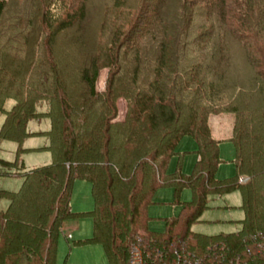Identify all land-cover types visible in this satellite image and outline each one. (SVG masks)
I'll list each match as a JSON object with an SVG mask.
<instances>
[{
  "label": "trees",
  "instance_id": "obj_1",
  "mask_svg": "<svg viewBox=\"0 0 264 264\" xmlns=\"http://www.w3.org/2000/svg\"><path fill=\"white\" fill-rule=\"evenodd\" d=\"M11 1L0 0V141L16 144L19 163L27 123L47 116L51 162L3 172L22 183L0 190L8 200L0 211V264H58L62 223L85 214L93 221L88 241L102 246L108 264L133 256L140 264H264V0H106L103 32L88 53L84 25L94 0H26L27 25L37 28L25 34L20 22L3 30ZM68 35L76 53H56ZM63 71L78 79L74 95ZM7 99L14 102L8 111ZM43 102L47 110L38 112ZM224 113L233 117L235 174L216 179L219 141L208 119ZM183 136L196 142L197 160L190 174L179 164L169 174ZM14 161L0 158V166ZM75 180L91 184V211L71 210ZM160 187L174 189L180 213L154 232L146 209ZM183 188L190 201H179ZM234 190L243 212L237 231H191L210 197Z\"/></svg>",
  "mask_w": 264,
  "mask_h": 264
},
{
  "label": "rangeland",
  "instance_id": "obj_2",
  "mask_svg": "<svg viewBox=\"0 0 264 264\" xmlns=\"http://www.w3.org/2000/svg\"><path fill=\"white\" fill-rule=\"evenodd\" d=\"M26 0H12L9 3L8 13L3 20L4 32L8 26L17 25L20 22L19 28L25 31H20L25 34L33 32L35 28L28 26L29 19L24 13ZM133 0H131L132 3ZM106 0H94L89 9V18L84 25V35L86 43H84L85 52L94 45L95 36H100L103 32V22L101 21L102 11ZM17 20H13V19ZM2 22V23H3ZM30 36H35L30 34ZM62 37V36H61ZM60 37V40H61ZM64 42L56 48V53L62 54L67 51L72 55L76 53L77 48H72L68 44L70 41L69 35L63 38ZM84 52V51H82ZM152 51L148 46L147 60L151 58ZM147 63V61H146ZM147 70L151 63L144 64ZM108 70L103 68L99 71L96 81L97 91H103L105 88ZM62 78L67 86L68 94L74 95L78 89V79L67 72H62ZM14 105L12 99L5 100L3 109L8 111ZM118 110V119H121L125 110V101L119 98L116 101ZM38 112L47 110L46 103L37 105ZM4 114L0 113V127L3 123ZM233 123L231 114L211 115L208 119V125L212 136L219 141V159L214 177L216 179H225L234 176V147L229 141ZM50 128L49 118L42 116L38 119H31L27 123V131L30 133L24 142L23 147L27 148L20 155L19 163H22L25 170L37 166L47 165L51 162V155L48 146V139L43 132ZM196 142L190 136L181 137L175 145L176 154L171 156L167 163V173H173L177 165H180L181 172L184 175L191 173L195 161L197 160ZM16 144L12 141H0V158L6 161H14ZM19 163L14 161L12 167L0 166V190L17 191L22 183V178L16 175H4L3 172L11 171L19 172ZM191 199V192L187 188H183L179 193V201L187 202ZM93 198L91 194V184L84 180H76L72 186L70 199L71 210L75 213H86L93 209ZM8 206V200L5 197H0V211L5 210ZM241 196L239 191L234 190L222 196H213L209 198L208 207L202 212L198 221L190 227L191 231L205 234L215 235L219 233L235 232L240 228L239 221L243 218V212L240 208ZM180 213V206L175 203V192L172 187H160L154 195L152 203L147 207L146 214L149 217L147 228L154 232H163L165 230L164 219L177 217ZM93 232V221L89 215H81L73 219H68L62 223L61 230L58 234L56 244V262L58 264H108L107 258L101 245L89 242Z\"/></svg>",
  "mask_w": 264,
  "mask_h": 264
},
{
  "label": "built area",
  "instance_id": "obj_3",
  "mask_svg": "<svg viewBox=\"0 0 264 264\" xmlns=\"http://www.w3.org/2000/svg\"><path fill=\"white\" fill-rule=\"evenodd\" d=\"M240 181L244 182L245 180L241 179ZM129 264H140L139 263V259L136 256H133V257L130 258Z\"/></svg>",
  "mask_w": 264,
  "mask_h": 264
},
{
  "label": "crops",
  "instance_id": "obj_4",
  "mask_svg": "<svg viewBox=\"0 0 264 264\" xmlns=\"http://www.w3.org/2000/svg\"><path fill=\"white\" fill-rule=\"evenodd\" d=\"M214 139H216L214 136H213ZM217 140V139H216ZM24 148V147H23ZM27 150V148H25ZM76 181V180H75ZM74 183V182H73Z\"/></svg>",
  "mask_w": 264,
  "mask_h": 264
}]
</instances>
